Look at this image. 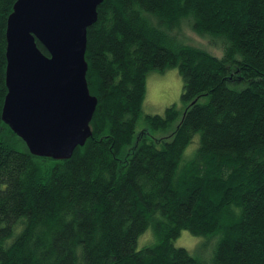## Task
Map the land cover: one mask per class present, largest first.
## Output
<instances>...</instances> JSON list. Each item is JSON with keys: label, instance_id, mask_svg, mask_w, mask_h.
I'll use <instances>...</instances> for the list:
<instances>
[{"label": "trees", "instance_id": "obj_1", "mask_svg": "<svg viewBox=\"0 0 264 264\" xmlns=\"http://www.w3.org/2000/svg\"><path fill=\"white\" fill-rule=\"evenodd\" d=\"M17 1L0 0V264H204L174 245L183 231L217 239L211 264H264V0H104L87 31L92 137L62 161L2 119ZM185 20L223 56L171 36ZM173 68L186 109L136 134L149 73Z\"/></svg>", "mask_w": 264, "mask_h": 264}, {"label": "water", "instance_id": "obj_2", "mask_svg": "<svg viewBox=\"0 0 264 264\" xmlns=\"http://www.w3.org/2000/svg\"><path fill=\"white\" fill-rule=\"evenodd\" d=\"M103 2L18 0L8 18L2 119L37 157L68 160L92 137L87 31Z\"/></svg>", "mask_w": 264, "mask_h": 264}, {"label": "rangeland", "instance_id": "obj_3", "mask_svg": "<svg viewBox=\"0 0 264 264\" xmlns=\"http://www.w3.org/2000/svg\"><path fill=\"white\" fill-rule=\"evenodd\" d=\"M171 36H176L180 41L196 48H202L211 54L222 57V42L208 36H200L196 34L189 21H183L178 29ZM183 80L176 68L160 72L154 70L149 73L146 82V96L142 108V116L139 118L136 127V134H139L149 126L145 121L147 115H163L166 109L176 106L183 113L186 109V104L182 101ZM209 97L205 96L200 99L201 104H206ZM179 121L174 123L166 132L149 130L153 138H167L176 128ZM199 136L188 147L186 154L190 156L192 151L198 146ZM155 241V237L151 229L144 233L138 241V250ZM217 244V239L210 237H195L188 231H183L181 236L174 241L176 247L185 248L195 258L199 259L204 264H211L214 250Z\"/></svg>", "mask_w": 264, "mask_h": 264}]
</instances>
